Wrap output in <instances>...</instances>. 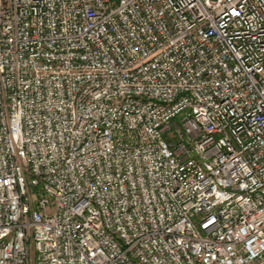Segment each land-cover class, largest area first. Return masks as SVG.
Here are the masks:
<instances>
[{"label": "built area", "instance_id": "1", "mask_svg": "<svg viewBox=\"0 0 264 264\" xmlns=\"http://www.w3.org/2000/svg\"><path fill=\"white\" fill-rule=\"evenodd\" d=\"M0 264H264V0H0Z\"/></svg>", "mask_w": 264, "mask_h": 264}]
</instances>
